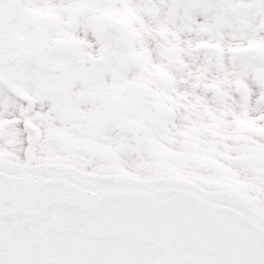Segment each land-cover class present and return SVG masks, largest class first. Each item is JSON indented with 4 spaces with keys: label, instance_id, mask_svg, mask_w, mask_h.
<instances>
[{
    "label": "snow or ice",
    "instance_id": "6c2138e0",
    "mask_svg": "<svg viewBox=\"0 0 264 264\" xmlns=\"http://www.w3.org/2000/svg\"><path fill=\"white\" fill-rule=\"evenodd\" d=\"M0 264H264V0H0Z\"/></svg>",
    "mask_w": 264,
    "mask_h": 264
}]
</instances>
